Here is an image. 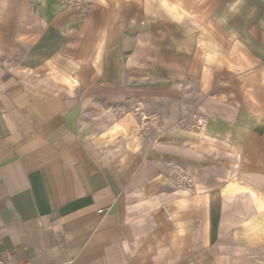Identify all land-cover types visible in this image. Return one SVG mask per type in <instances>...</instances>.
I'll use <instances>...</instances> for the list:
<instances>
[{
    "label": "crops",
    "instance_id": "1",
    "mask_svg": "<svg viewBox=\"0 0 264 264\" xmlns=\"http://www.w3.org/2000/svg\"><path fill=\"white\" fill-rule=\"evenodd\" d=\"M262 228L264 0H0V264H209Z\"/></svg>",
    "mask_w": 264,
    "mask_h": 264
},
{
    "label": "rangeland",
    "instance_id": "2",
    "mask_svg": "<svg viewBox=\"0 0 264 264\" xmlns=\"http://www.w3.org/2000/svg\"><path fill=\"white\" fill-rule=\"evenodd\" d=\"M259 231L258 242L250 235L245 238L243 250H234L225 258H212L209 264H264V229Z\"/></svg>",
    "mask_w": 264,
    "mask_h": 264
},
{
    "label": "built area",
    "instance_id": "3",
    "mask_svg": "<svg viewBox=\"0 0 264 264\" xmlns=\"http://www.w3.org/2000/svg\"><path fill=\"white\" fill-rule=\"evenodd\" d=\"M202 122H203V121H199V124H200V123H202ZM98 212H99V213H101V212H102V210H99Z\"/></svg>",
    "mask_w": 264,
    "mask_h": 264
}]
</instances>
